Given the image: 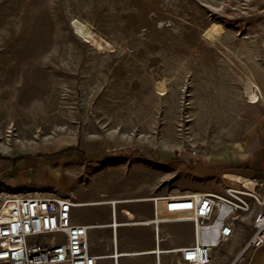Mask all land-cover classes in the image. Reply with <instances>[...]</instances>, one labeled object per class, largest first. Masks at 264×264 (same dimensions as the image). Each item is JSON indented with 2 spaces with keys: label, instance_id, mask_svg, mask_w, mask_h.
Listing matches in <instances>:
<instances>
[{
  "label": "rangeland",
  "instance_id": "obj_1",
  "mask_svg": "<svg viewBox=\"0 0 264 264\" xmlns=\"http://www.w3.org/2000/svg\"><path fill=\"white\" fill-rule=\"evenodd\" d=\"M262 123L264 0H0V199L116 200L121 222L145 220L152 204L127 201L220 190L227 171L255 175L239 156L219 158ZM230 161L241 166L218 168ZM112 214L110 203L74 210L98 226L91 247L106 255L116 251ZM133 226L118 228V250L152 249L157 227ZM238 226L219 264L249 239ZM159 228L165 250L193 242L192 223Z\"/></svg>",
  "mask_w": 264,
  "mask_h": 264
},
{
  "label": "built area",
  "instance_id": "obj_2",
  "mask_svg": "<svg viewBox=\"0 0 264 264\" xmlns=\"http://www.w3.org/2000/svg\"><path fill=\"white\" fill-rule=\"evenodd\" d=\"M252 179L257 181L254 191L223 181L220 190L169 197L166 217L158 214V196L151 197L150 225L157 227V245L161 240L158 229L161 223L193 225L192 243L161 254L175 256L179 264H219L215 252L237 237L241 231L238 223L242 221L250 227L251 236L228 264H253L258 252L264 250V181ZM14 204L9 216L0 220V264H102L105 260L121 264V256L92 254L90 234L98 226L75 221L74 210L79 203L71 198L21 196ZM182 213L193 217L180 218ZM112 222L110 227L114 231L124 224L115 215ZM156 256L155 264H160V254Z\"/></svg>",
  "mask_w": 264,
  "mask_h": 264
},
{
  "label": "crops",
  "instance_id": "obj_3",
  "mask_svg": "<svg viewBox=\"0 0 264 264\" xmlns=\"http://www.w3.org/2000/svg\"><path fill=\"white\" fill-rule=\"evenodd\" d=\"M238 145L240 147L237 149V152H233V154L230 155L229 157L219 158V159H221V160H228L229 158L235 159V158H237L239 156L242 159V161H241L242 164L243 165L244 164L247 165L248 166V169H251L250 170L251 173L252 174H255V175H253V176L252 175L251 176H245V175H242V174H236V173H229V172H227V173H222L223 174L222 177H225V182L227 181L226 183L229 184V185L234 184V185H242V186H245V187H248V188H253V187L256 186L257 181L253 180L252 178H257L260 181H264V123H262L260 125L259 130H258V126L256 127V133L254 135L253 140L250 141L249 143H246L245 147H244L243 143H238ZM240 166L241 165H237L236 162L234 163V161H230V163H228L227 165H222V166H220L218 168L225 170V169H235V168H239ZM199 167H203V168H206V169L208 168L207 166L204 167V165L203 166L202 165L201 166L199 165ZM202 176H204V175H202ZM215 184L217 185V183H215ZM201 191L202 192H206L207 190H204V191L201 190ZM21 193L23 194L22 196H30V195H32L31 194L32 192H28V193L27 192H21ZM148 201L150 202V200H148ZM160 202H164V201H159V203H158V213H159ZM134 212H135L136 218H139L140 216H146V215H143L144 213L147 214V212H143V214L139 216V215L136 214V211H134ZM146 217H148V218L145 219V220L136 221V222H143V224H141V225H137V224H135L136 222H131L130 221L131 219H128V221H125L124 224L122 225L123 227L122 226L119 227V230L121 228L136 227V226H133V225H137V226L149 225V224H145L144 222L147 221V220H151L153 218V208L151 209L150 215L149 216H146ZM74 219L77 222V219L75 217H74ZM129 222H130V224H128ZM82 224L92 225V224H87V223H82ZM108 226L110 227V225H108ZM246 226L247 225H245V227ZM159 231H160V228H159ZM192 233H193V229H192ZM243 233H244V230L242 229V231H240V233L237 235L236 238L241 237L243 235ZM250 236H251V234H250ZM118 238H119V233H118ZM125 239H127L128 241H130L133 238H131V236L128 235V232L125 231ZM112 241H114V244L116 245L117 251L120 254H125V258L124 257H121V260H120V263L121 264H125L126 258L133 257V259H134V258H138V257H142V256H151V255H137V254H142L144 251L135 252L136 254H134V253L120 252L118 250V245H117L118 242H119V239H117V243L115 242V240H113V238H112ZM187 245H189V244H187ZM187 245L180 246L179 248H183V247H185ZM90 247H91V242H90ZM154 247L152 249H150V250H145V252L152 251V250H154L156 248L159 249L161 247V240H160V243L158 245L155 244ZM160 249H162L163 251H166L162 247ZM175 249H177V248H175ZM263 251L264 250L259 251L258 254L260 252L262 253ZM91 252H92L93 255H96V256L106 255L105 254L106 252L104 254H102L100 252H97L95 250H92V247H91ZM165 255L166 254H164V255L161 254L159 256V259L161 260L163 258L164 259V262L166 264H179V261H178L177 258H176V260L178 261V263L176 261H170L169 259H165L164 258ZM153 256L155 257V260L152 263H150V264H155L156 261H157V259H158L156 255H153ZM123 260H124V262H123ZM105 261H107L106 264H109L110 263V261H108V260H105ZM164 262L162 260V263H164ZM102 264H103V261H102ZM131 264H140V263L132 261ZM141 264H144V262H141Z\"/></svg>",
  "mask_w": 264,
  "mask_h": 264
},
{
  "label": "bare ground",
  "instance_id": "obj_4",
  "mask_svg": "<svg viewBox=\"0 0 264 264\" xmlns=\"http://www.w3.org/2000/svg\"><path fill=\"white\" fill-rule=\"evenodd\" d=\"M232 186H235V187H245V186H242V185H234L232 184ZM257 186V184H256ZM255 186V187H256ZM255 187L253 188H248V187H245L246 189H248L249 191H254ZM192 193H201V192H192ZM192 193H186L184 195H187V194H192ZM184 195H181V194H174V195H170L169 197H173V196H184ZM30 196H38V197H41V198H48V197H61V196H52V195H47V196H42L40 195L39 193L36 194V195H30ZM169 197H163V196H158V203L159 201H166L167 198ZM17 198H21V196H16V195H9L7 194L5 197L1 198L0 199V220L4 219L5 217H8L9 216V212L15 207V204H14V200L17 199ZM70 199V198H69ZM149 199H137V200H130V201H127V202H147ZM110 203L112 205V208H113V215L116 216L117 218V205L119 204L118 201H112V202H94V203H79V207H84V206H88V205H92V206H95V205H101V204H108ZM115 212V213H114ZM159 214V213H158ZM193 216L191 215V218ZM113 218V217H112ZM145 224H151V220H147L144 222ZM135 224L137 225H141L143 224V222H136ZM116 226H118V224H116ZM105 227H108L107 225H101L100 228H105ZM97 228V227H96ZM159 229V227H158ZM117 239H118V228L115 230V234H113V240H115V242L117 243ZM114 243V241H113ZM118 245V244H117ZM155 248V247H154ZM161 248V247H160ZM154 249L152 251H147V252H141L142 254H137V255H157V254H160L162 253V249ZM178 249V248H177ZM115 253V254H114ZM112 255H107L108 257H125V254H120L118 251H117V248H116V251L114 252ZM136 254V253H134ZM160 260V259H159ZM160 264H164L162 263V259L160 260Z\"/></svg>",
  "mask_w": 264,
  "mask_h": 264
},
{
  "label": "trees",
  "instance_id": "obj_5",
  "mask_svg": "<svg viewBox=\"0 0 264 264\" xmlns=\"http://www.w3.org/2000/svg\"><path fill=\"white\" fill-rule=\"evenodd\" d=\"M0 159L7 160V157L4 158V157H1V156H0ZM16 161H17V160H14V162H16ZM227 172H229V173H234V172H230V171H227ZM236 174H239V173H236Z\"/></svg>",
  "mask_w": 264,
  "mask_h": 264
}]
</instances>
